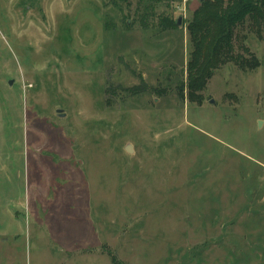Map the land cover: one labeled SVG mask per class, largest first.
<instances>
[{
	"label": "rangeland",
	"instance_id": "374dc122",
	"mask_svg": "<svg viewBox=\"0 0 264 264\" xmlns=\"http://www.w3.org/2000/svg\"><path fill=\"white\" fill-rule=\"evenodd\" d=\"M199 1L0 0V264H264V21L198 104Z\"/></svg>",
	"mask_w": 264,
	"mask_h": 264
},
{
	"label": "trees",
	"instance_id": "16d2710c",
	"mask_svg": "<svg viewBox=\"0 0 264 264\" xmlns=\"http://www.w3.org/2000/svg\"><path fill=\"white\" fill-rule=\"evenodd\" d=\"M199 3L186 27L191 49L186 81L179 85L178 93L181 98L186 95L190 101L201 104L200 91L205 89L219 66L229 60L242 68L257 65L254 59L240 60L234 56L233 39L235 28L246 19L250 18L256 26L264 21V0H200ZM161 20L158 26H162V30L178 29V19L165 17ZM109 256L112 264H125L114 254Z\"/></svg>",
	"mask_w": 264,
	"mask_h": 264
},
{
	"label": "water",
	"instance_id": "95a60500",
	"mask_svg": "<svg viewBox=\"0 0 264 264\" xmlns=\"http://www.w3.org/2000/svg\"><path fill=\"white\" fill-rule=\"evenodd\" d=\"M180 23H181V19L178 18V20H177V24L179 25ZM11 82H12V81L9 80V83H11ZM9 83H8V84H9ZM211 102H213V100H212ZM57 110L59 111V109H57ZM60 115H64V114L62 113V114H60ZM125 147H126V151H127V152H129V153L132 152L131 147H129V145H126Z\"/></svg>",
	"mask_w": 264,
	"mask_h": 264
}]
</instances>
